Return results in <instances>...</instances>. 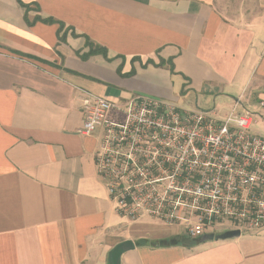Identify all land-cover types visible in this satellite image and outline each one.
<instances>
[{
  "label": "crops",
  "instance_id": "crops-1",
  "mask_svg": "<svg viewBox=\"0 0 264 264\" xmlns=\"http://www.w3.org/2000/svg\"><path fill=\"white\" fill-rule=\"evenodd\" d=\"M84 94L243 114L264 101V0H0V264H111L123 241L119 264H264V228L191 245L119 217L94 169L100 133H76Z\"/></svg>",
  "mask_w": 264,
  "mask_h": 264
},
{
  "label": "built area",
  "instance_id": "built-area-1",
  "mask_svg": "<svg viewBox=\"0 0 264 264\" xmlns=\"http://www.w3.org/2000/svg\"><path fill=\"white\" fill-rule=\"evenodd\" d=\"M236 101L223 118L134 94H84L76 133H100L94 169L114 212L181 227L192 240L220 229L264 228V137ZM264 111V101L258 102Z\"/></svg>",
  "mask_w": 264,
  "mask_h": 264
},
{
  "label": "water",
  "instance_id": "water-1",
  "mask_svg": "<svg viewBox=\"0 0 264 264\" xmlns=\"http://www.w3.org/2000/svg\"><path fill=\"white\" fill-rule=\"evenodd\" d=\"M240 232L238 230H230L226 231L222 234H205L200 238L201 242L209 241L212 239H228V238H235L238 237ZM134 248L133 244L130 241H123L116 245L110 252V261L111 264H119L120 256L129 250Z\"/></svg>",
  "mask_w": 264,
  "mask_h": 264
},
{
  "label": "rangeland",
  "instance_id": "rangeland-1",
  "mask_svg": "<svg viewBox=\"0 0 264 264\" xmlns=\"http://www.w3.org/2000/svg\"><path fill=\"white\" fill-rule=\"evenodd\" d=\"M212 106V105H211ZM183 108H191L183 106ZM245 111L252 112L253 117L255 118L256 124H253V131H255L260 136H264V111L259 108L258 102L255 101V103L248 105H244V113ZM255 230H244V235L248 232H253Z\"/></svg>",
  "mask_w": 264,
  "mask_h": 264
},
{
  "label": "trees",
  "instance_id": "trees-1",
  "mask_svg": "<svg viewBox=\"0 0 264 264\" xmlns=\"http://www.w3.org/2000/svg\"><path fill=\"white\" fill-rule=\"evenodd\" d=\"M24 8H28L27 6H25V5H22ZM35 20H40V21H42V22H44V23H53L54 22V20L53 19H51V18H46V19H40L39 17H37ZM62 24L60 25V29L62 28ZM87 45H88V47H89V53H88V55H92V54H101V55H103V56H105L106 57V51H105V49H103V48H101V47H95V46H93L90 42H87ZM159 65H164V62L163 61H160V63H159ZM167 65H168V68L170 69V71L172 70V66H171V61L169 60V61H167ZM184 240L185 241H187V243H189V244H195L197 241H198V239H196V240H192V239H189V238H184ZM169 242H165V244H168Z\"/></svg>",
  "mask_w": 264,
  "mask_h": 264
}]
</instances>
